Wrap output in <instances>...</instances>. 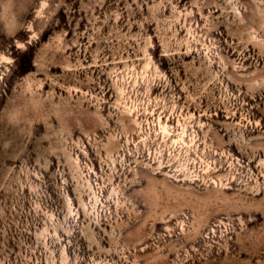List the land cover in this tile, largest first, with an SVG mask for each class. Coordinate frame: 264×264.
I'll list each match as a JSON object with an SVG mask.
<instances>
[{
	"label": "rangeland",
	"instance_id": "374dc122",
	"mask_svg": "<svg viewBox=\"0 0 264 264\" xmlns=\"http://www.w3.org/2000/svg\"><path fill=\"white\" fill-rule=\"evenodd\" d=\"M0 264H264V0H0Z\"/></svg>",
	"mask_w": 264,
	"mask_h": 264
},
{
	"label": "bare ground",
	"instance_id": "6f19581e",
	"mask_svg": "<svg viewBox=\"0 0 264 264\" xmlns=\"http://www.w3.org/2000/svg\"><path fill=\"white\" fill-rule=\"evenodd\" d=\"M163 131H164L165 133H169V130L167 129L166 126L163 127Z\"/></svg>",
	"mask_w": 264,
	"mask_h": 264
}]
</instances>
